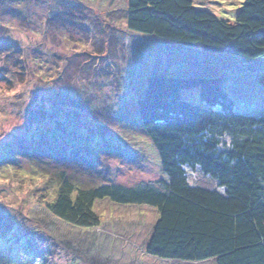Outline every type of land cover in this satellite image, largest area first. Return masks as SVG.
<instances>
[{
	"label": "rangeland",
	"instance_id": "374dc122",
	"mask_svg": "<svg viewBox=\"0 0 264 264\" xmlns=\"http://www.w3.org/2000/svg\"><path fill=\"white\" fill-rule=\"evenodd\" d=\"M127 0H0V264H215L148 255L157 211L96 200V227L47 208L61 172L80 186L166 178L136 99L151 73L219 75L234 110L264 115V57L127 29ZM244 0H192L234 22ZM182 97L201 103L198 88ZM190 184L222 191L197 170Z\"/></svg>",
	"mask_w": 264,
	"mask_h": 264
},
{
	"label": "trees",
	"instance_id": "16d2710c",
	"mask_svg": "<svg viewBox=\"0 0 264 264\" xmlns=\"http://www.w3.org/2000/svg\"><path fill=\"white\" fill-rule=\"evenodd\" d=\"M128 30L243 58L264 57V0H244L228 22L192 0H127ZM198 88L201 103L182 97ZM141 127L166 178L134 186H80L64 172L47 208L63 221L96 227V200L157 211L145 252L164 260L264 264V115L234 110L219 75L151 73L136 99ZM222 191L190 184L188 171Z\"/></svg>",
	"mask_w": 264,
	"mask_h": 264
},
{
	"label": "crops",
	"instance_id": "0c3cea01",
	"mask_svg": "<svg viewBox=\"0 0 264 264\" xmlns=\"http://www.w3.org/2000/svg\"><path fill=\"white\" fill-rule=\"evenodd\" d=\"M178 74H189V73H192V72H190V71H188V72H177ZM206 73L207 72H202V74H200V75H206ZM211 75V74H210Z\"/></svg>",
	"mask_w": 264,
	"mask_h": 264
}]
</instances>
